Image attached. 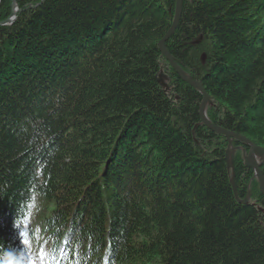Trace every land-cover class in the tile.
Masks as SVG:
<instances>
[{
  "label": "trees",
  "instance_id": "1",
  "mask_svg": "<svg viewBox=\"0 0 264 264\" xmlns=\"http://www.w3.org/2000/svg\"><path fill=\"white\" fill-rule=\"evenodd\" d=\"M14 6L0 25V256L18 246L34 264L37 214L42 264H264L249 147L202 123V95L159 49L176 0H0V23ZM165 46L210 96L209 122L264 150V0H183Z\"/></svg>",
  "mask_w": 264,
  "mask_h": 264
},
{
  "label": "water",
  "instance_id": "2",
  "mask_svg": "<svg viewBox=\"0 0 264 264\" xmlns=\"http://www.w3.org/2000/svg\"><path fill=\"white\" fill-rule=\"evenodd\" d=\"M182 2H183V0H176L175 16H174L173 23H172L170 29L168 30V32L166 33V35L164 36V38L159 42V44H158L159 49H160L163 57L165 58V60L169 63L171 68L181 77V79L185 83L194 87L202 95V101H201L200 107H199V114H200V118H201L202 123L208 129L212 130L213 132L225 136L228 139L230 145H231L232 140H237V141L245 144L247 147H249L248 153L246 155H244V165H245V167H247L248 169H251L253 171L254 176L257 179V182L259 184L260 191H261L262 195L264 196V174L260 168L261 164L259 163V159L264 157V150L262 148L258 147L257 145H255L253 142L249 141L248 139L241 137V136L237 135L236 133L226 131V130H224L218 126H215L209 122V120L207 119V116H206L205 109H206L207 104L210 102V96L204 91L203 87L201 86V84L199 82L191 79L188 75H186L179 68V66L175 63V61L173 60V58L171 57V55L169 54V52L165 46L166 41L174 34V32L177 28V25H178V22H179V19L181 16ZM17 12H18V10L14 6L11 18L0 23V25L11 24L15 20V16H16ZM164 79H165V76L161 73L159 75L158 82L163 87L166 86ZM234 150L235 149L231 150L232 151L231 155L228 157V165H229V167L232 168V171H233V178L231 179V184H232L233 188H234V178H235V170H234V163H233V151ZM252 157H254L258 160L255 161V159L253 160ZM241 203L242 204H248V198L241 201Z\"/></svg>",
  "mask_w": 264,
  "mask_h": 264
},
{
  "label": "rangeland",
  "instance_id": "3",
  "mask_svg": "<svg viewBox=\"0 0 264 264\" xmlns=\"http://www.w3.org/2000/svg\"><path fill=\"white\" fill-rule=\"evenodd\" d=\"M238 149H240V148H238ZM247 153L245 152V153H243V155H246ZM254 178H255V176H254ZM234 181H235V178H234ZM247 198L249 199V195ZM37 213H39V212H37ZM35 214H36V212H35ZM28 228H32L34 230V233L33 234H27L25 236L26 255L28 256L29 260L32 263L42 264L43 259L46 256V249L44 248V249L40 250L39 246L35 243L34 240H32V238H33L32 236L35 235V232L37 233L40 230L39 218H38L37 214L31 216L30 222L28 223Z\"/></svg>",
  "mask_w": 264,
  "mask_h": 264
},
{
  "label": "clouds",
  "instance_id": "4",
  "mask_svg": "<svg viewBox=\"0 0 264 264\" xmlns=\"http://www.w3.org/2000/svg\"><path fill=\"white\" fill-rule=\"evenodd\" d=\"M0 264H25L23 250L18 246H11L5 249L0 256Z\"/></svg>",
  "mask_w": 264,
  "mask_h": 264
},
{
  "label": "bare ground",
  "instance_id": "5",
  "mask_svg": "<svg viewBox=\"0 0 264 264\" xmlns=\"http://www.w3.org/2000/svg\"><path fill=\"white\" fill-rule=\"evenodd\" d=\"M253 158V160L255 159V161H257L258 159H256V158H254V157H252Z\"/></svg>",
  "mask_w": 264,
  "mask_h": 264
}]
</instances>
